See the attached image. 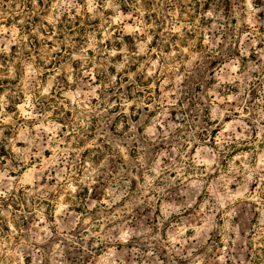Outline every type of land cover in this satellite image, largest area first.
Returning a JSON list of instances; mask_svg holds the SVG:
<instances>
[{
	"label": "clouds",
	"instance_id": "9594fccd",
	"mask_svg": "<svg viewBox=\"0 0 264 264\" xmlns=\"http://www.w3.org/2000/svg\"><path fill=\"white\" fill-rule=\"evenodd\" d=\"M0 264H264V0H0Z\"/></svg>",
	"mask_w": 264,
	"mask_h": 264
}]
</instances>
